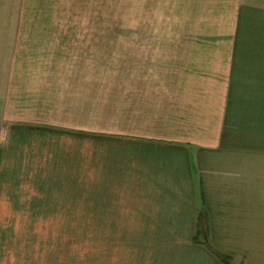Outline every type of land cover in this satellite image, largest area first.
Returning <instances> with one entry per match:
<instances>
[{
    "label": "crops",
    "instance_id": "0c3cea01",
    "mask_svg": "<svg viewBox=\"0 0 264 264\" xmlns=\"http://www.w3.org/2000/svg\"><path fill=\"white\" fill-rule=\"evenodd\" d=\"M24 2L0 0V210L86 201L119 243L105 264H264V44H150L99 105L76 29L30 25Z\"/></svg>",
    "mask_w": 264,
    "mask_h": 264
},
{
    "label": "rangeland",
    "instance_id": "374dc122",
    "mask_svg": "<svg viewBox=\"0 0 264 264\" xmlns=\"http://www.w3.org/2000/svg\"><path fill=\"white\" fill-rule=\"evenodd\" d=\"M262 4L257 0H25L24 10L30 13L24 16H30V25L76 29L79 81H94L100 105L118 102V74L134 75L135 56L145 55L153 44H220L231 49L219 51L224 58L227 54L233 59L250 58L264 44ZM86 88L81 86L79 95ZM48 206L59 210H0V264L13 260L11 254L4 259L5 252H25L30 264H105L106 256L108 260L110 254L120 252L109 228L106 235L102 226L86 225V201ZM76 207L79 211L72 210Z\"/></svg>",
    "mask_w": 264,
    "mask_h": 264
},
{
    "label": "trees",
    "instance_id": "16d2710c",
    "mask_svg": "<svg viewBox=\"0 0 264 264\" xmlns=\"http://www.w3.org/2000/svg\"><path fill=\"white\" fill-rule=\"evenodd\" d=\"M207 245V244H205ZM211 253L214 255V257L220 262V264H230V259L228 256L220 254L217 251H212Z\"/></svg>",
    "mask_w": 264,
    "mask_h": 264
}]
</instances>
